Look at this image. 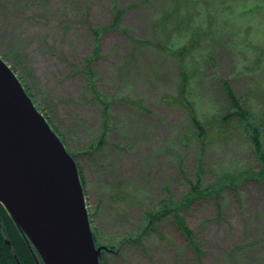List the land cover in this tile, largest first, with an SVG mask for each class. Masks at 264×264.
Returning <instances> with one entry per match:
<instances>
[{
	"label": "rangeland",
	"instance_id": "rangeland-1",
	"mask_svg": "<svg viewBox=\"0 0 264 264\" xmlns=\"http://www.w3.org/2000/svg\"><path fill=\"white\" fill-rule=\"evenodd\" d=\"M249 5L254 12L240 13ZM171 6V0H0V56L11 67L21 58L17 75L33 87L37 105L73 154L88 152L103 126L86 60L95 55L96 39L114 9L127 10L125 30L103 33L92 63L97 90L114 97L110 133L98 153L78 160L87 180V208L104 246L136 236L145 214L160 206L168 190L181 199L189 182H197L202 157L201 177L208 184L222 172L248 176L261 168L241 129L210 138L205 153L200 142L182 144L187 113L165 98L176 91L173 61L131 41L151 37L163 8ZM194 19L212 24L215 32L196 53L205 78L194 86L195 96L207 113L226 108L220 77L232 79L241 97L264 90V0H208ZM209 56L217 66L206 63ZM254 59L252 73L240 69ZM183 214L200 257L168 215L142 243L107 254L105 263L264 264V180L244 181L237 191L226 189L219 203L200 201Z\"/></svg>",
	"mask_w": 264,
	"mask_h": 264
},
{
	"label": "trees",
	"instance_id": "trees-1",
	"mask_svg": "<svg viewBox=\"0 0 264 264\" xmlns=\"http://www.w3.org/2000/svg\"><path fill=\"white\" fill-rule=\"evenodd\" d=\"M207 2L208 0H171L172 6L169 9L168 7H164L163 16L154 24V34L143 40L131 39V41H133L134 46L138 49L155 48L160 52H163L164 55L171 57L174 64L172 70H177L178 79L175 93L166 96L165 98L167 99V104L180 106L187 113L190 126L184 131L182 137V144L184 146H189L193 141H197L201 143L203 153H205L210 138L221 135L227 137L233 132V130L241 129L251 142L253 152L258 162L261 164V168L255 173H249L248 176L241 173L233 174L232 172H222L218 174L216 181L208 184V182H205L201 177V172L204 169V159L202 157L200 159L197 182H189L188 192L181 199L177 200L173 196V193L168 190V195L162 200L160 206L145 214V218L142 225L139 226L136 236H126L117 241L112 240L109 245H106L111 252H105L103 254L102 264H106L104 257L107 254L117 255L120 253L123 246L126 247L130 243L137 245L142 243L153 231H157L159 224L163 222L168 215L173 217L175 224L187 240L188 248L192 249V251L200 257L201 249L199 241L195 232L187 222L183 212L187 211L195 203L200 201L214 199L219 203L226 189H234L237 191L240 186L244 184V181L264 180V90H254V92L249 95L241 97L238 96V93L232 84V79L220 77L219 83L226 101V108L223 112H214L212 114L207 113L206 109L200 104L195 96L194 86L201 79L205 78L202 77L205 68L203 65V58L197 56L196 53L199 52L204 42L209 41L208 37L215 35V32L212 30V24H196L194 19L195 12H198V8L202 3L205 4ZM239 11L240 13H251L255 11V7L249 5L240 8ZM126 12L127 10L119 7L114 9L111 24L102 28V33L96 39L97 47L95 55L86 60L88 75L91 82V92L103 107L102 133L93 144L88 146V152L73 154L68 147H66L77 161L85 196L88 194L87 180L78 160L86 153L91 155L98 153L103 145H105L111 129L113 113L112 106L114 104L113 96H106L103 92L97 90L94 83L95 76L92 63L98 54L101 41L100 36L105 32H123L125 30L122 21L124 20ZM210 13L211 12L208 11V14ZM158 29L160 31H158ZM263 57L264 51L261 52V57L259 58L261 59ZM15 60L16 64L11 68L17 74L21 58H15ZM256 60L257 59H254L248 66L240 69L246 70L247 73H252L254 71V65L257 63ZM206 63L211 66L218 65L217 59L214 56H209ZM29 73L30 72H27L26 74ZM18 77L22 81L27 93L33 99L37 108L43 113L35 100L33 87L29 85V82H24L23 77L19 75ZM45 117L66 146L65 137L59 133L52 119L48 118L46 115ZM123 198L124 200L127 199V195L120 196V200ZM89 216L97 240V245L101 246L102 244L100 243V240L102 239V233H100L99 230L94 229V223L90 213ZM20 239L21 264H32L31 247L23 233H21Z\"/></svg>",
	"mask_w": 264,
	"mask_h": 264
},
{
	"label": "water",
	"instance_id": "water-1",
	"mask_svg": "<svg viewBox=\"0 0 264 264\" xmlns=\"http://www.w3.org/2000/svg\"><path fill=\"white\" fill-rule=\"evenodd\" d=\"M0 203L44 264H102L77 161L0 56Z\"/></svg>",
	"mask_w": 264,
	"mask_h": 264
},
{
	"label": "flooded vegetation",
	"instance_id": "flooded-vegetation-1",
	"mask_svg": "<svg viewBox=\"0 0 264 264\" xmlns=\"http://www.w3.org/2000/svg\"><path fill=\"white\" fill-rule=\"evenodd\" d=\"M21 233L0 203V264H21ZM30 249V248H29ZM32 264H44L38 253L31 248Z\"/></svg>",
	"mask_w": 264,
	"mask_h": 264
}]
</instances>
